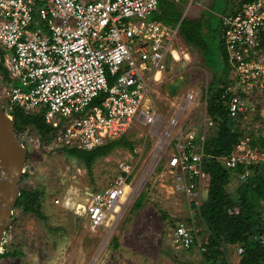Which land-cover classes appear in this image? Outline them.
Segmentation results:
<instances>
[{"label":"built area","instance_id":"obj_1","mask_svg":"<svg viewBox=\"0 0 264 264\" xmlns=\"http://www.w3.org/2000/svg\"><path fill=\"white\" fill-rule=\"evenodd\" d=\"M241 1L235 13L222 17L227 60L235 71L224 92L232 118L244 112L242 94L264 93V0ZM157 9L158 0H0V60L9 75L4 87L8 106L43 113L61 148L91 150L135 123L152 126L161 117L152 92L169 55L178 60V28L154 18ZM193 97L187 93L185 102ZM178 123V118L170 120L157 163L165 159L178 188L200 198L203 181H209L203 159L206 128L213 122L205 119L200 132L175 130ZM249 140L242 139L222 158L227 167L264 165V152ZM120 169L110 185L88 192L84 209L92 228L116 217L127 201L133 166L121 162ZM249 174L246 170L241 179ZM173 235L187 249L197 231L182 221Z\"/></svg>","mask_w":264,"mask_h":264},{"label":"rangeland","instance_id":"obj_2","mask_svg":"<svg viewBox=\"0 0 264 264\" xmlns=\"http://www.w3.org/2000/svg\"><path fill=\"white\" fill-rule=\"evenodd\" d=\"M236 3L237 0H200L199 5H185L186 17H202L206 22L204 31L210 49L208 64L202 50L179 35L175 44L181 60L169 62L162 81L156 83L151 95L161 117L152 126L135 123L125 132L133 142V151L117 147L98 158L89 172L79 157L67 153L50 137H43L33 125L16 132L27 148L20 189L44 191L41 203L47 218L39 219L33 212L15 204L13 221L4 234L3 252L15 250L18 253L0 257V264L204 263L201 245L207 242L210 231L197 210L207 198L209 181H203L200 198L188 195L178 188L180 182L166 167L165 159L157 163V151L171 129L173 117L179 122L175 130L191 128L200 132L205 127V119L209 121L206 91L212 82H218L226 69L219 46L224 29L222 17ZM187 7L191 9L187 11ZM234 76L235 71L230 68L229 84ZM177 77H182L183 82L174 95H169L167 86ZM8 81L0 71V105L5 108L9 107L4 94ZM218 85L223 83L218 82ZM187 92H193L194 97L186 103ZM241 97L244 112L236 121L258 150L262 143L257 138L264 137V93L256 91ZM206 130L208 135L216 129L212 124ZM262 149L264 152V146ZM121 162L133 166L127 201L116 217L111 216L100 228H92L84 209L88 192L110 185L120 173ZM239 186L240 180L235 175L228 186L233 197H237ZM141 193H145L144 200L140 207H134ZM182 221L197 231L194 244L187 249L177 244L173 235L175 225ZM115 238L118 246H115ZM223 247L229 264H237L241 258L239 245Z\"/></svg>","mask_w":264,"mask_h":264},{"label":"trees","instance_id":"obj_3","mask_svg":"<svg viewBox=\"0 0 264 264\" xmlns=\"http://www.w3.org/2000/svg\"><path fill=\"white\" fill-rule=\"evenodd\" d=\"M244 3V0L240 2ZM159 13L157 17L167 24H177L179 21V32L188 43L198 46L207 62L209 49V38L206 36V22L200 18L182 19V9L170 0H158ZM235 9L233 13H235ZM222 25V24H221ZM219 46L222 58L226 61V69L218 82H212L207 91V114L213 122L216 130L207 135L204 146V169L209 175L208 195L206 200L198 207V215L204 221L210 231L207 242L203 243L206 248L203 250L204 263L202 264H229L224 245L238 244L243 249L241 258L237 264H264V165L254 163L251 165L239 164L236 168H229L222 158L230 154L236 145L246 138L244 131L238 125L236 119L229 116L226 106L228 94L224 96L226 87L229 84L227 75L231 66L227 60L225 34L219 39ZM208 64V62H207ZM0 71L9 79L8 71L0 61ZM8 111L15 115V130L20 132L27 126L33 125L43 137L53 139L54 128L45 120L43 113L29 114L18 106L7 107ZM6 108V109H7ZM250 139V138H249ZM264 146V137L257 138ZM249 145H253L252 139ZM262 146L258 150H263ZM117 147H126L134 150L133 142L126 134L120 137L109 139L102 145L91 149L82 150L74 147H64L67 153L79 157L92 172L94 162L111 153ZM250 170L247 178L241 179V174ZM240 180L237 197H233L228 191V186L233 177ZM43 190L40 188L21 189L16 205L22 206L25 211L33 212L39 219L45 220L46 214L42 210L41 196ZM145 197L141 193L136 200L134 207H140ZM196 206V204L194 203ZM237 209V211H236ZM115 246H118L117 238ZM18 252L5 251L0 257L16 255ZM180 264H196L192 261H182Z\"/></svg>","mask_w":264,"mask_h":264},{"label":"water","instance_id":"obj_4","mask_svg":"<svg viewBox=\"0 0 264 264\" xmlns=\"http://www.w3.org/2000/svg\"><path fill=\"white\" fill-rule=\"evenodd\" d=\"M183 82L177 77L168 84V94L174 95ZM27 148L18 139L15 115L0 105V254L6 229L13 221V207L21 189L19 180L25 171Z\"/></svg>","mask_w":264,"mask_h":264},{"label":"crops","instance_id":"obj_5","mask_svg":"<svg viewBox=\"0 0 264 264\" xmlns=\"http://www.w3.org/2000/svg\"><path fill=\"white\" fill-rule=\"evenodd\" d=\"M170 1H172V2H174V3H176L178 6H180V5H182V6H180L181 7V9H182V12H183V14H182V19L184 18V17H186L185 15H184V7H185V5H187V1H173V0H170ZM198 3H200V0L198 1V2H196V3H192V4H189L188 6H191V5H194V4H198ZM199 5V4H198ZM194 7V6H193ZM187 9V11H189L191 8H186ZM233 11H234V8H232L231 9V11H229L228 13H227V15H229V14H233ZM159 13V5H158V9L152 14V16L154 17V18H156V19H158V20H160L158 17H157V14ZM186 18H190V17H186ZM198 18V17H197ZM161 21V20H160ZM163 22V21H162ZM180 21L177 23V24H168V25H170V26H172V27H177L178 28V34H177V37H176V41L178 40V38H179V35H181L180 34V32H179V27H180ZM167 24V23H166ZM222 27H223V23H222ZM222 33H223V31H222ZM182 36V35H181ZM183 37V36H182ZM184 39V38H183ZM176 43V42H175ZM175 52H177L178 54H179V56L178 57H176L178 60H176L175 58H174V56L172 57V55H169V57H168V62H167V65H169V62H175V61H179V60H181V54L179 53V49L177 48V46H176V44H175ZM174 52V53H175ZM2 61H3V59H1ZM167 68H168V66H167ZM166 71V70H165ZM216 71V70H215ZM223 71V70H222ZM221 71V72H222ZM217 72V71H216ZM163 75H164V72H163ZM163 77V76H162ZM9 80V79H8ZM187 93H189V92H187ZM186 93V94H187ZM191 93H193V92H191ZM194 94V93H193ZM186 96V95H185ZM193 100V99H192ZM191 101V100H190ZM208 195V194H207Z\"/></svg>","mask_w":264,"mask_h":264},{"label":"bare ground","instance_id":"obj_6","mask_svg":"<svg viewBox=\"0 0 264 264\" xmlns=\"http://www.w3.org/2000/svg\"><path fill=\"white\" fill-rule=\"evenodd\" d=\"M175 56H176V57H178V56H179V54H178L177 52H175Z\"/></svg>","mask_w":264,"mask_h":264},{"label":"clouds","instance_id":"obj_7","mask_svg":"<svg viewBox=\"0 0 264 264\" xmlns=\"http://www.w3.org/2000/svg\"><path fill=\"white\" fill-rule=\"evenodd\" d=\"M7 110V109H6ZM209 118V117H208Z\"/></svg>","mask_w":264,"mask_h":264}]
</instances>
